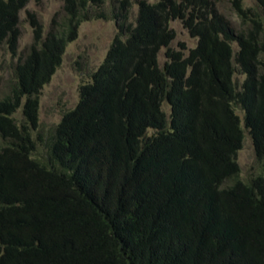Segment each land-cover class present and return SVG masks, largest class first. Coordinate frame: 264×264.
I'll return each mask as SVG.
<instances>
[{
	"label": "trees",
	"instance_id": "1",
	"mask_svg": "<svg viewBox=\"0 0 264 264\" xmlns=\"http://www.w3.org/2000/svg\"><path fill=\"white\" fill-rule=\"evenodd\" d=\"M27 1L0 0L12 53ZM60 1L45 33L31 20L0 93V264H264V0H233L240 28L215 0H134L135 13L132 0ZM178 17L197 40L187 54L169 47ZM91 19L116 24L107 53L40 129L41 88ZM236 109L258 164L245 179Z\"/></svg>",
	"mask_w": 264,
	"mask_h": 264
},
{
	"label": "rangeland",
	"instance_id": "2",
	"mask_svg": "<svg viewBox=\"0 0 264 264\" xmlns=\"http://www.w3.org/2000/svg\"><path fill=\"white\" fill-rule=\"evenodd\" d=\"M108 7L110 0H105ZM133 1L132 10L137 11V1ZM149 2L155 0H147ZM218 10L223 13L233 24L240 28L239 18L233 8V0H215ZM245 6H251L255 0H243ZM63 2L60 0H28L18 14L19 37L15 46V52L5 44L0 46V93L7 92L13 82V68L19 56H24L32 42L33 26L31 20L34 18L43 26L44 33L54 14L60 18L63 13ZM169 27L174 31V38L169 47L181 49L187 54L190 47L195 46L197 40L192 36L181 19L175 18L169 21ZM117 31L114 20L91 19L80 23L77 35L68 41L61 57L60 64L56 67L49 81L43 85L39 94L38 117L40 129L48 128L56 124L63 111L73 108L78 99L80 86L91 81L93 71L104 59L111 41ZM183 43L184 47L180 46ZM235 46V44H234ZM166 47L160 48L157 57L159 66L163 65ZM241 81L243 75L238 72L234 76ZM162 108L169 113L167 102L162 103ZM240 116V125L243 128L242 146L237 152V162L242 179L256 173L258 164L255 159L251 137L243 126L242 111L236 109ZM16 115L21 117V108ZM148 134L153 129H148ZM264 161V160H263Z\"/></svg>",
	"mask_w": 264,
	"mask_h": 264
}]
</instances>
